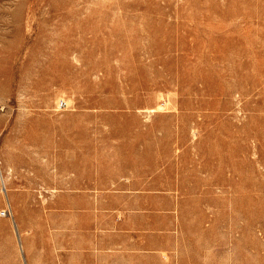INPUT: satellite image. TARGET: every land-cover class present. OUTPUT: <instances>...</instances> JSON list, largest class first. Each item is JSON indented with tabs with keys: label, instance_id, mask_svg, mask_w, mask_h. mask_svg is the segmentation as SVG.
Wrapping results in <instances>:
<instances>
[{
	"label": "rangeland",
	"instance_id": "1",
	"mask_svg": "<svg viewBox=\"0 0 264 264\" xmlns=\"http://www.w3.org/2000/svg\"><path fill=\"white\" fill-rule=\"evenodd\" d=\"M0 264H264V0H0Z\"/></svg>",
	"mask_w": 264,
	"mask_h": 264
},
{
	"label": "built area",
	"instance_id": "2",
	"mask_svg": "<svg viewBox=\"0 0 264 264\" xmlns=\"http://www.w3.org/2000/svg\"><path fill=\"white\" fill-rule=\"evenodd\" d=\"M8 212H9L8 208L2 210V214H3V215H7Z\"/></svg>",
	"mask_w": 264,
	"mask_h": 264
},
{
	"label": "bare ground",
	"instance_id": "3",
	"mask_svg": "<svg viewBox=\"0 0 264 264\" xmlns=\"http://www.w3.org/2000/svg\"><path fill=\"white\" fill-rule=\"evenodd\" d=\"M2 177V176H1ZM9 177V176H8ZM2 178H4V177H2ZM7 178V177H6ZM9 179V178H8ZM3 180V179H2ZM8 181V180H7ZM5 182H6V179H5ZM6 184V183H5ZM8 186V185H7ZM2 188V187H1ZM5 188V187H4ZM10 189V188H9ZM10 191V190H9ZM10 193V192H9ZM11 200V199H10ZM13 218V217H12ZM11 218V219H12ZM18 223V222H17Z\"/></svg>",
	"mask_w": 264,
	"mask_h": 264
}]
</instances>
